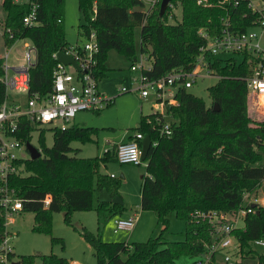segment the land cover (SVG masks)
Here are the masks:
<instances>
[{"label":"trees","instance_id":"16d2710c","mask_svg":"<svg viewBox=\"0 0 264 264\" xmlns=\"http://www.w3.org/2000/svg\"><path fill=\"white\" fill-rule=\"evenodd\" d=\"M33 1L37 3L38 23L27 27L21 22L24 5L3 0L2 36L6 46L17 39L31 41L36 63L29 69L28 95L46 97L52 90L56 66L52 55L69 45L62 24L65 0ZM177 1L181 19L169 23L166 13L159 15V3L151 13H145L139 0H78L79 11L86 21L78 27V33L85 38L91 31L96 34V80L100 82L107 73L108 51L115 50L131 61L137 59L134 34L138 27L139 52L151 60V69L143 73L159 77L173 69H192L198 48L204 42L198 34L200 28H207L214 36L219 32L222 18L228 15L232 28L242 32L254 26L258 16L245 1L235 7L219 5L221 0H208L211 6L199 5L197 0ZM2 62L0 57V75ZM258 62V57L247 52L213 56L210 66L221 77L207 88L211 103L206 104L187 88H180L176 94L178 105L171 107L177 122L169 137H160L147 125L145 116L141 118L138 131L148 133L158 142L149 148L146 173L141 175V208L153 210L163 224L169 213L183 219L184 239L168 241L161 232L130 247L126 242L103 241L99 234L82 228L84 239L93 248L96 264H181V257L195 258L204 253L212 239L207 223L193 220L191 213L195 210L236 212L245 203L243 192H255L259 188L264 180V118L251 125L248 89L243 80L253 73ZM4 96L5 88L0 81V104ZM260 102L263 103V96ZM214 103L218 105L217 111L213 110ZM19 126L20 139L30 141L33 127L25 119ZM52 131L51 147L45 146L41 132V156L19 160V172L9 181L23 199V211L34 214L33 230L47 233L51 230L53 212H63L66 218L72 211L92 209L94 179L97 191L106 188L112 197L118 195L119 184L98 172L101 163L116 160L114 150L111 154L106 152L103 158L69 155L73 151L71 142L91 141L95 128L70 124ZM48 195L51 200L45 207ZM123 208V203L98 201V221L122 213ZM234 234L241 259L257 257L258 263L264 264V254L256 253L250 244L264 236V207L247 214L243 228ZM40 261V264H69L67 259L53 253L41 255ZM18 262L34 264L29 256H19Z\"/></svg>","mask_w":264,"mask_h":264},{"label":"built area","instance_id":"2783aa9c","mask_svg":"<svg viewBox=\"0 0 264 264\" xmlns=\"http://www.w3.org/2000/svg\"><path fill=\"white\" fill-rule=\"evenodd\" d=\"M143 3L145 13H150L161 0H139ZM245 1L247 7L258 16L254 26L247 30L237 32L232 28L228 15L222 18L219 32L211 36L207 28L198 30L203 43L198 48V56L191 70L173 69L159 77H149L143 73L151 69V60L140 54L139 60L132 61L130 71V87H120L119 92H137L142 99L152 102L151 113L145 116L149 127L157 132L160 137L172 135L176 119L171 107L178 105L176 94L180 88H190L197 78L215 76L220 78L211 68L213 56L231 54L232 52L252 53L259 58L253 73L243 77L251 95L256 103L263 96L264 106V1L255 5L253 0H221L219 5L238 6ZM13 3L24 5L21 22L27 27L34 26L37 21V3L33 0H12ZM197 4L211 6L208 0H197ZM174 5L172 0L166 8V15L172 17ZM257 27L258 30H254ZM9 31V30H8ZM83 46L68 45L65 50H60L71 55L78 63L80 69L72 64L64 65L56 59L57 52L53 53L56 66L52 76V90L46 97H30L29 69L36 63L32 62L29 50L24 52V63L9 65L8 52H5L2 62L0 81L5 88V96L0 104V221L3 232L0 234V264H12L13 250L9 244L11 231L8 227L10 219L23 211V199L17 195L16 190L10 185V177L19 172L17 162L22 158L18 152L26 143L20 139L21 120L29 122L33 130L41 125L52 128H65L79 111H99L111 103L112 99L99 89V82L95 77V54L98 52V43L94 31L85 38ZM25 47H28L26 44ZM34 48V46H33ZM35 50V48H34ZM36 53V50H35ZM36 57V56H35ZM71 69V70H70ZM32 130V131H33ZM31 131V133H32ZM143 132L136 131L128 140L115 145L114 153L120 164L141 165ZM157 140L151 139V146L157 145ZM40 151V149L38 148ZM29 158V157H28ZM146 164V160H145ZM112 176V175H111ZM48 195L44 200L45 207L50 203ZM244 204H240L236 212L208 210H195L191 217L195 221L207 223L211 243L206 245L203 254L196 256L193 264H243L239 244L234 231L244 226V217L258 207H264V195L256 191H245L242 195ZM137 221V215L130 214L113 219V232L131 231ZM257 247H264V236L254 239L250 243ZM235 256V257H234ZM257 259V257H255ZM69 264H79L71 261ZM258 263V259L257 262Z\"/></svg>","mask_w":264,"mask_h":264},{"label":"rangeland","instance_id":"374dc122","mask_svg":"<svg viewBox=\"0 0 264 264\" xmlns=\"http://www.w3.org/2000/svg\"><path fill=\"white\" fill-rule=\"evenodd\" d=\"M174 9L173 16L168 17L169 23H174L181 19V8L179 1L172 0ZM255 5H259L261 0H253ZM154 10V9H153ZM152 10V11H153ZM150 11V13L152 12ZM5 11L0 0V57H4L8 52L7 63L9 65H21L24 63V52L29 50L32 62L35 61V50L33 44L28 39H17L11 46L4 45L1 20ZM165 21V20H164ZM85 18L79 11L78 0H65L63 9V29L65 38L69 45L83 46L86 39L78 33V27L84 24ZM258 30L257 27H253ZM139 27L135 29L134 45L135 54L139 60ZM28 47H25V45ZM264 46V38L262 40ZM143 55V54H142ZM147 57L146 55H143ZM148 58V57H147ZM146 61L145 63H149ZM132 61L115 50L107 52L105 66L107 73L99 82V89L111 97L112 101L99 111L83 110L79 111L71 124L87 126L96 129L92 140L71 142L73 149L69 155L82 158H103L106 152H113L115 145L128 139L138 131L137 125L141 118L151 113L152 102L144 100L137 92H119V88L130 87L129 67ZM12 65V66H13ZM71 70V69H70ZM218 78L215 76L197 78L193 86L188 91L203 99L206 104L211 103L207 88L214 85ZM248 115L252 120L251 125H255L264 118V106L256 103L250 95L247 98ZM42 133L45 146L51 147L53 143V131L49 125L36 127L32 133L29 143L40 148L39 137ZM18 154L22 158H28L29 152L23 147ZM145 161L141 165L120 164L117 160L109 159L99 166V174L118 183L116 191L123 201V210L120 214H115L106 221H98L96 206L98 203V191L93 181V205L90 210H75L65 218L63 212H53L51 215L50 233L33 230L34 214L29 211H22L10 219L8 227L11 231L9 244L13 250L12 261H19V256L32 257L34 264H40V256L55 254L67 259L69 262L76 261L79 264H96L92 246L84 239L82 228L94 235L99 234L106 242H126L130 247L133 243L145 242L151 237H157L162 232L165 240L181 241L185 234V221L177 218L174 213H169L165 224L160 222L153 210H143L140 205L141 175L146 173ZM112 175V176H111ZM123 175L122 178L120 176ZM256 192L264 195V180L260 183ZM137 211L139 214L132 231L113 232V219L124 217L127 214ZM57 240L53 241L52 238ZM256 253L264 254V247L251 245ZM253 250V251H254ZM235 257V256H234ZM194 258L181 257V264H193ZM257 259L249 257L243 264H256Z\"/></svg>","mask_w":264,"mask_h":264},{"label":"water","instance_id":"95a60500","mask_svg":"<svg viewBox=\"0 0 264 264\" xmlns=\"http://www.w3.org/2000/svg\"><path fill=\"white\" fill-rule=\"evenodd\" d=\"M170 1L171 0H161L160 1V5H159V15L160 16H162L165 13L167 5ZM56 59L58 62H61L64 65L72 64L76 69H80V67H79L78 63L75 61V59L71 55L65 54L62 51L57 52ZM213 110H215V111L218 110L217 103H214ZM141 143H142L141 159H142V161H145L147 158V154H148L150 145H151V138H150V135L148 133L144 134V137L142 138ZM26 149L29 152V158L30 159H36V158L41 156V152L38 150V148H36L32 144H30L29 142L26 143ZM98 201L99 202H107V203H115V204H122L123 203V201L119 195L112 197L106 188H102L99 191ZM257 213H258V211H257ZM12 264H20V263L18 261H14Z\"/></svg>","mask_w":264,"mask_h":264},{"label":"crops","instance_id":"0c3cea01","mask_svg":"<svg viewBox=\"0 0 264 264\" xmlns=\"http://www.w3.org/2000/svg\"><path fill=\"white\" fill-rule=\"evenodd\" d=\"M3 3V0H1V4ZM4 18H5V14H4V17H3V19L1 20V23L3 24V20H4ZM3 26V25H2ZM3 42H4V40H3ZM5 45V44H4ZM13 65V64H12ZM13 66H15V65H13ZM250 97H251V95H250ZM253 98V97H252ZM73 120V119H72ZM71 120V121H72ZM71 121L69 122V124L68 125H70L71 124ZM130 136H128V138H129ZM128 140V139H127ZM124 141V140H123ZM125 141H126V139H125ZM122 142V141H121ZM123 177V175H121L120 176V178H122ZM98 194H99V192H98ZM136 214L137 215V221H138V218H139V214H138V212L137 211H133V212H131V213H129V214H127V215H130V214ZM136 221V222H137ZM136 224V223H135ZM134 228V227H133ZM132 231V230H131ZM129 232V231H128Z\"/></svg>","mask_w":264,"mask_h":264}]
</instances>
